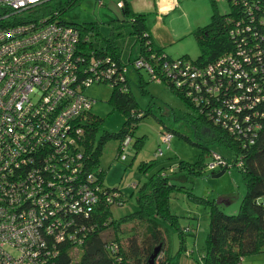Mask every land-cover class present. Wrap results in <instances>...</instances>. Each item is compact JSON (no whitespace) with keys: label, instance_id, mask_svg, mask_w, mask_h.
<instances>
[{"label":"trees","instance_id":"16d2710c","mask_svg":"<svg viewBox=\"0 0 264 264\" xmlns=\"http://www.w3.org/2000/svg\"><path fill=\"white\" fill-rule=\"evenodd\" d=\"M76 1L68 0L64 7L60 5L57 10L47 7L45 12L39 8L32 12L37 16L43 14L54 22L78 29L81 36L79 48L84 52L86 49L94 52L92 58L104 59L105 56H111L119 66L131 64V57L123 60L118 47L112 41L109 42L108 48L102 49L90 40V36H95L96 26L92 24L77 26L59 19L62 11ZM254 2L262 5L264 9V0ZM210 4L212 9L210 21L192 32L200 50L195 60L187 56L173 59L155 45L146 29V15L133 12L128 1H125L121 12L131 27V34L135 35L140 55L144 51L142 35L144 32L148 33L151 39V52L162 58L158 61L151 60L152 68L162 78L161 83L191 108L193 114H188L185 119L191 124L196 137H203L204 140L210 137L212 141H218L229 151L226 154L211 151V161L206 164L201 157L194 162L180 161L178 169L187 170L199 177L204 168L210 169L213 174L222 169L229 171L230 168H235L245 185V193L239 201L237 212L226 214L219 200L196 195L183 185L178 186L171 182L169 177L159 170L139 186L136 193V209L121 218H115L111 203L119 202L121 197L116 187H108L103 182L104 169L100 164L102 148L107 141L118 140L116 158L121 156V151L126 146L138 149L143 139L135 137L131 145L133 130L141 118L147 116L150 111L148 108L142 110L131 95L128 74H125L124 81L118 83L100 80L94 84H106L111 88L108 103L113 109L120 110L124 116L125 120L119 131H101L97 138L101 119L92 114L91 109L85 110L71 122V128L69 127L62 139L52 137V141L47 142L46 149L42 150L39 147L37 153L32 155L35 156L34 161L28 162L19 170L21 173L34 170L41 175L43 191L48 195V208L49 205L54 208V203L58 204L55 213L50 216V222L53 223L54 230L63 227L69 232L64 234L60 241H56L54 236L47 237L46 249L42 253L40 264H149L148 259L157 247L159 252L154 264H168L166 243L160 223L168 222L175 226L180 234H184L177 223L178 216L172 213L170 208L171 194L174 190L184 193L190 202L202 204L208 209V230L201 257L195 264H240L245 257L264 253V117L252 116L248 122L240 119L239 124L243 127L251 125L250 131L231 129L233 124L230 121L226 123L218 121L217 112L211 103L208 107L195 108L187 94V87L177 88L168 76L169 70L163 66L165 61L182 60L204 68L231 51L234 39L229 32L234 20L240 16L243 5L235 6L228 2L230 10L219 13L217 2L210 0ZM88 31L92 33L87 35ZM85 36L88 40L83 42ZM87 59L89 60V57ZM256 61L259 69L256 71L257 80L260 81L261 88L264 80V54L257 55ZM104 65H108V62ZM86 67H83L80 74L82 79L88 75ZM135 70L140 73L143 69ZM139 81L143 82L141 77ZM87 87L85 84L82 85L84 94ZM202 94L206 95L207 91ZM60 107L61 105L55 106L48 118L53 120ZM258 107L261 105L258 104ZM127 137L130 140L128 144L123 145ZM203 149L208 151L207 147ZM231 152L235 155L234 158ZM214 154L219 157L217 159L219 163L215 168H210V163L216 161ZM90 174L91 178H88ZM85 187H88L97 201L90 207L82 209L83 212L71 209V205L81 201ZM115 193L117 196H113ZM130 223L131 226H127ZM42 229L44 230V227ZM108 229H112V237L104 239L102 234ZM181 242L183 243V238ZM182 243L180 251L185 249Z\"/></svg>","mask_w":264,"mask_h":264},{"label":"built area","instance_id":"2783aa9c","mask_svg":"<svg viewBox=\"0 0 264 264\" xmlns=\"http://www.w3.org/2000/svg\"><path fill=\"white\" fill-rule=\"evenodd\" d=\"M49 1L0 0V264H40L47 237L60 241L69 234L63 227L54 230L50 222L58 204L48 208L41 175L19 170L34 161L32 155L39 147L46 149L52 137L62 139L76 116L91 109L92 101L84 94L83 84L100 80L118 83L128 74L129 65L119 66L111 56L95 59L90 49L82 51L78 29L32 12ZM125 1L116 0V7L121 10ZM225 1L243 5L229 32L234 39L231 51L204 68L182 60L165 61L163 66L177 88L187 87L195 108L211 103L218 121H230L231 129L250 131L251 125L243 127L240 119L248 122L252 116L264 117V80L260 88L256 73V56L264 54V9L254 0ZM98 3L103 5V0ZM25 11L30 15L22 16ZM142 37L144 51L131 65L146 70L151 80L161 83L151 60L162 58L151 52L148 33ZM83 39L86 42L88 37ZM85 66L88 75L82 79ZM205 90L206 95L202 94ZM57 105L61 107L51 120L48 115ZM171 138L169 131H163L161 143H170ZM129 140L127 137L123 145ZM161 154L159 150L156 156ZM214 157L210 168L219 163V157ZM93 195L85 187L81 201L70 208L81 212L90 207L97 201Z\"/></svg>","mask_w":264,"mask_h":264},{"label":"rangeland","instance_id":"374dc122","mask_svg":"<svg viewBox=\"0 0 264 264\" xmlns=\"http://www.w3.org/2000/svg\"><path fill=\"white\" fill-rule=\"evenodd\" d=\"M67 1L51 0L44 4L42 12L47 7L54 10L60 5L64 7ZM103 1L104 5H99L97 0H77L75 4L62 11L59 19L77 26L87 24L96 26L95 36H90V40L96 46L101 45L102 49L108 48L109 42L112 41L118 47L123 60H127L131 52L132 63L140 53L136 54L138 43H135V35L131 34L130 25L121 10L116 7V0ZM130 2L135 11L147 14L145 25L146 28L149 27L148 22L151 24L156 17L154 1L130 0ZM179 2L175 11L160 17V24L153 35L155 39L157 36L159 40L156 41L163 45L164 52L169 57L176 59L187 56L195 60L200 50L192 32L210 21L212 13L210 0ZM217 9L219 13H224L230 10V6L225 0H220L217 2ZM21 15L29 16L30 11H25ZM166 33L169 35L165 36ZM139 75L142 83L139 81ZM128 77L134 100L142 110L148 108L150 112L141 118L133 130L131 145L135 137L143 139L138 149L126 146L121 151V156L116 158L119 141L109 140L103 145L100 155V164L104 169L103 182L108 187H116L121 197L119 202L111 204L113 216L121 218L133 212L136 209V193L139 186L159 170L174 184L183 185L196 195L219 200L226 214L236 213L239 201L245 193V185L235 168H230L219 177H211L213 173L207 168H204L199 177L187 170L178 169L180 161L194 162L201 157L206 164L211 161V151L226 154L229 152L228 149L218 141H212L210 137L208 139L205 137L207 140L196 137L191 124L185 119L188 114H193L191 108L163 83L150 80L146 70L137 73L129 64ZM85 92L92 101L91 113L101 119L97 138L101 131H119L125 119L120 110L113 109L108 103L111 88L106 84H91ZM163 131L172 134L170 143H161ZM203 147H207L208 151ZM159 150H162V154L156 156ZM231 153L234 158L235 155ZM123 156L125 159L121 161ZM170 208L171 212L178 216L177 223L184 234H180L179 230L168 222L160 223L166 243L168 264L186 262L194 264L201 257L208 230V209L202 204L190 202L184 193L177 190L171 194ZM127 226L130 227L131 223ZM102 237L104 239L112 237V229H108ZM181 243L185 246L182 251ZM240 264H264V253L245 257Z\"/></svg>","mask_w":264,"mask_h":264},{"label":"crops","instance_id":"0c3cea01","mask_svg":"<svg viewBox=\"0 0 264 264\" xmlns=\"http://www.w3.org/2000/svg\"><path fill=\"white\" fill-rule=\"evenodd\" d=\"M128 2H129V5H130V7H131V9H132V11L133 12H136V13H142V12H138V11H135L134 9H133V6H132V2H130V0H127ZM154 1V4H153V9H154V11H155V15H156V17H155V19H154V21L151 23V24H149V22H148V26L149 27H147L146 29H147V32L150 34V36H151V38H152V40H153V42L155 43V45H157L158 47H160V48H162L163 50H164V47H163V45H160L157 41H156V39H158L157 38V36H156V39H155V37H154V33H155V29L157 28V26H158V24H160V20H161V16H165V15H168V14H171V12H173V11H175V9L178 7V5L180 4V2H179V0H153ZM150 12V11H149ZM143 14H145V15H147L146 13H143ZM207 23H205L204 25H206ZM203 26V25H202ZM199 27V26H198ZM167 35H169V33L167 34L166 33V35L165 36H167ZM159 40V39H158ZM99 46H101V45H99ZM102 47V46H101ZM165 51V50H164ZM139 52V49H138V47H137V49H136V54ZM135 54V55H136ZM131 52H130V54H129V56H128V58L129 57H131ZM120 57L123 59V56L120 54ZM186 264H193L192 262H186ZM195 264V263H194Z\"/></svg>","mask_w":264,"mask_h":264},{"label":"water","instance_id":"95a60500","mask_svg":"<svg viewBox=\"0 0 264 264\" xmlns=\"http://www.w3.org/2000/svg\"><path fill=\"white\" fill-rule=\"evenodd\" d=\"M224 173H225V169H222L218 173L212 174L211 177H219V176L223 175ZM158 252H159V247H157L153 250V253L150 255V257L148 259L149 264H154V261H155V258L157 256Z\"/></svg>","mask_w":264,"mask_h":264}]
</instances>
